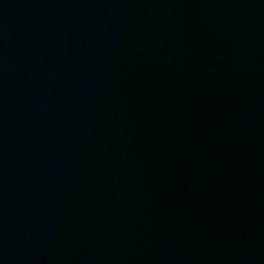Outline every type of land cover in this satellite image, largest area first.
<instances>
[{
	"label": "water",
	"instance_id": "95a60500",
	"mask_svg": "<svg viewBox=\"0 0 264 264\" xmlns=\"http://www.w3.org/2000/svg\"><path fill=\"white\" fill-rule=\"evenodd\" d=\"M0 264H264V0H0Z\"/></svg>",
	"mask_w": 264,
	"mask_h": 264
}]
</instances>
